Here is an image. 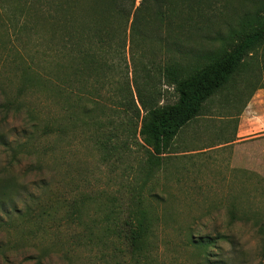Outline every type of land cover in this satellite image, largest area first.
<instances>
[{
    "label": "rangeland",
    "instance_id": "1",
    "mask_svg": "<svg viewBox=\"0 0 264 264\" xmlns=\"http://www.w3.org/2000/svg\"><path fill=\"white\" fill-rule=\"evenodd\" d=\"M173 3L188 14L186 19H171L173 24H184V35L176 36L167 20L152 16L154 0H135V9L141 5L144 11L150 9L144 14L151 19L154 34L131 43L130 18L125 51L114 59L117 67L107 71L105 82L97 76L86 88L78 85L74 119L62 101L23 82L20 69L32 62L35 53L32 38L26 39L32 43L27 51L19 45L0 52V105L18 101L8 117L0 112V123L4 121L15 144L20 158L16 175L27 188L25 200H17V213L5 217L0 228L4 245L0 264H36L42 255L44 264H137L124 257L119 246L106 248L89 240V231L101 233L110 207L121 205L145 179L142 150L117 148L126 140L120 88L131 86L135 96L140 88L153 93L160 104L173 103L176 93L156 73V65L169 55L184 53L206 55L204 63L209 62L231 50L264 18V0ZM77 10L79 14L80 6ZM174 41L180 48L172 46ZM93 85L97 95L91 96L94 103L89 105L95 116L87 124L82 110ZM258 92L264 98L261 52L248 57L233 80L205 103L201 118L180 131L161 167L142 186L140 193L153 221V249L148 262L141 264H200L205 253L213 261L261 264L257 230L264 226V140L221 148L209 138L218 136L217 117L238 115ZM1 159L5 161L6 155ZM73 211L79 212V221L72 219ZM41 213L43 221L36 219ZM222 235L234 236L241 253L234 256L232 246L223 240L206 248L192 243Z\"/></svg>",
    "mask_w": 264,
    "mask_h": 264
},
{
    "label": "trees",
    "instance_id": "2",
    "mask_svg": "<svg viewBox=\"0 0 264 264\" xmlns=\"http://www.w3.org/2000/svg\"><path fill=\"white\" fill-rule=\"evenodd\" d=\"M82 2L85 4L82 5ZM78 6L81 9L79 14ZM154 7V18L161 22L167 20L168 29L176 36L184 35V24H173L171 20L183 16L188 18L182 8L177 7L173 0H154ZM134 9L135 0H0V52L16 50L19 45L27 51L28 44L31 46L32 43L26 39L32 38L35 53L31 57L32 62L20 69L23 82L40 86L54 99L62 101L66 106L64 110L74 119L77 114L74 102L78 85L86 88L97 76H101L105 82L107 71L117 67L114 59L120 58L125 51L130 18L133 16L130 24L131 43L135 39L148 40L154 34L149 28L151 19L144 14L150 9L144 11L142 5ZM154 18L152 21L156 20ZM172 46L180 48L181 45L174 41ZM257 52L264 56V18L244 33L231 50L222 52L209 62L204 63L208 59L206 55L184 53L169 55L156 65V73L176 93L177 98L173 103L160 104L155 101L153 93L141 91L140 88H137L135 96L131 86L122 85L121 109L125 118L121 130L126 140L122 142V148H117L131 151L133 147H138L142 150L140 164L145 179L141 185L133 188L132 192L135 193L126 201L115 209L110 207L101 233L94 235L89 231L90 241L96 240L106 248L109 244L119 246L123 256L137 264L148 262L153 249V221L140 193L142 186L161 167L180 131L202 115L205 103L224 89L244 68L248 57H253ZM109 57L113 58L111 62L108 61ZM42 70L44 74L40 72ZM33 71L35 76L32 75ZM95 89L93 85L94 91L88 92L87 102L83 105L82 115L88 120L87 124L95 116L94 109L89 105L94 103L91 96L97 95ZM17 103L15 100L0 105L4 118L8 117L12 107L18 106ZM46 133H49L47 128ZM14 145L2 121L0 228L5 224V217L11 219L17 213V200H25L27 193V188L16 175L20 158ZM4 155L5 161L1 159ZM30 206L32 208V205H26L29 210ZM71 216L74 221L81 219L78 211H73ZM36 219L43 221V213ZM257 237L261 264H264L263 224L258 227ZM218 240L229 243L234 256L241 253L237 250L239 243L234 236L222 235L216 239L200 237L192 243L206 248ZM3 246L0 243V254L4 251ZM44 259L45 255L39 256L36 264H44ZM200 264L230 263L225 260L213 261L209 253H205ZM231 264H236V261Z\"/></svg>",
    "mask_w": 264,
    "mask_h": 264
},
{
    "label": "crops",
    "instance_id": "3",
    "mask_svg": "<svg viewBox=\"0 0 264 264\" xmlns=\"http://www.w3.org/2000/svg\"><path fill=\"white\" fill-rule=\"evenodd\" d=\"M216 123L218 136L209 138L218 147H240L264 140V98L261 92L252 96L238 115L217 117ZM262 149L264 153V143Z\"/></svg>",
    "mask_w": 264,
    "mask_h": 264
},
{
    "label": "clouds",
    "instance_id": "4",
    "mask_svg": "<svg viewBox=\"0 0 264 264\" xmlns=\"http://www.w3.org/2000/svg\"><path fill=\"white\" fill-rule=\"evenodd\" d=\"M255 244V241H253V245Z\"/></svg>",
    "mask_w": 264,
    "mask_h": 264
}]
</instances>
